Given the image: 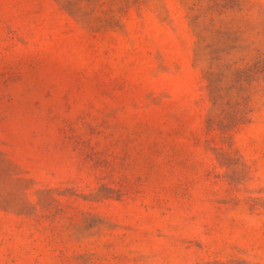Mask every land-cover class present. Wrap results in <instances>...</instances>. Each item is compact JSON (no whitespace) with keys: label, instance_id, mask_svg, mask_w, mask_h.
<instances>
[{"label":"rangeland","instance_id":"374dc122","mask_svg":"<svg viewBox=\"0 0 264 264\" xmlns=\"http://www.w3.org/2000/svg\"><path fill=\"white\" fill-rule=\"evenodd\" d=\"M0 264H264V0H0Z\"/></svg>","mask_w":264,"mask_h":264}]
</instances>
